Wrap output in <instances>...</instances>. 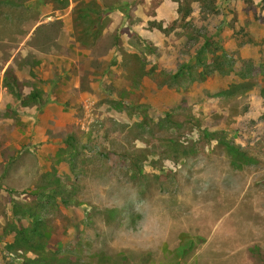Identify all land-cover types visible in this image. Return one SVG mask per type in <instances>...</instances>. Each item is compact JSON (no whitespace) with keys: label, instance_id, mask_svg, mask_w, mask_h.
I'll return each mask as SVG.
<instances>
[{"label":"rangeland","instance_id":"1","mask_svg":"<svg viewBox=\"0 0 264 264\" xmlns=\"http://www.w3.org/2000/svg\"><path fill=\"white\" fill-rule=\"evenodd\" d=\"M7 1L0 264H264V0H136L55 121L37 113L70 92L33 53L59 49V25L27 39L29 12L10 10L15 27ZM30 93L39 99L23 107ZM134 205L159 212L158 240L138 242ZM36 208L47 249L13 248L15 209Z\"/></svg>","mask_w":264,"mask_h":264},{"label":"crops","instance_id":"2","mask_svg":"<svg viewBox=\"0 0 264 264\" xmlns=\"http://www.w3.org/2000/svg\"><path fill=\"white\" fill-rule=\"evenodd\" d=\"M81 1H84L87 7H91L93 9L97 8L100 13L104 14L100 21V24H102L103 27L102 33L96 38L97 42L94 46H81V42L79 39L80 35L76 32V24L73 18V10L76 8L77 5L80 4ZM20 2V0H8V14L3 15V17H7V19L11 21L16 27V25H18V22L16 21L17 16L15 13L10 14V10L14 12L18 9H23L29 12L27 13V17H24L25 22L19 23V25L27 23L24 25L25 29L29 31L27 32V39H29L30 37H35V35L39 33V30L42 31L51 28L52 26L58 27L57 25H59V32L57 30V33L54 36V42L56 43V46L59 47V49L53 48L52 50H48L47 52L40 51L37 54L33 53L36 58H39V60L43 57V61H37L36 64H43L44 62V64L46 65V70H50L53 76L55 75V72L57 73V75L59 74V80L65 86V88H61L65 90L68 89V91L70 92H66V95L53 94V100L50 101L48 97L47 101L49 102L46 104V107L43 109L42 112L37 113V117L41 120L43 118H47L51 121H55L57 120V118H55L56 114H54V109L58 108L61 111L64 110V108H59L58 106L59 103L62 105L65 104V101H63L61 98H67L68 94H71V98H73L74 91L77 93L80 87V75L88 73L89 62L86 61H90V59L95 56L94 51L98 48V44L102 42V40L105 38V35L109 31H112L117 26L126 25V22H128V15L131 16L132 13H135L134 9L139 8V1L24 0L23 3ZM91 5L94 7H92ZM168 9L169 7H167L166 3H161L156 8L157 16L160 18V20H168V18L163 16V11ZM175 19V16L172 17V21ZM13 24L8 26L9 35L13 32ZM117 37L122 38L121 35H117ZM8 38H10V36H8ZM86 38L88 39L89 37L86 36ZM11 40L12 39H9V41ZM14 58L15 55L12 57V59ZM81 58L84 60L82 64ZM12 61L13 60H9L7 65L10 66ZM2 80L3 78L1 77V88Z\"/></svg>","mask_w":264,"mask_h":264},{"label":"trees","instance_id":"3","mask_svg":"<svg viewBox=\"0 0 264 264\" xmlns=\"http://www.w3.org/2000/svg\"><path fill=\"white\" fill-rule=\"evenodd\" d=\"M92 6V5H91ZM94 7V6H92ZM103 13H100L97 8L93 9L91 7H87L86 3L83 1L80 2L79 5L73 10V18L76 24V32L80 35V44L81 46L88 47L94 46L97 42L96 38L102 33V24L100 21L103 17ZM98 25V26H96ZM40 32V30H39ZM88 34V35H87ZM88 36V40L86 38ZM14 82H16L15 77H11ZM8 79L5 78V83ZM11 83V82H10ZM8 84V82L6 83ZM9 86H12L9 84ZM16 86V83H15ZM8 87V86H7ZM22 99V106L28 107L33 103L37 102L39 97L36 93H30L28 96L24 97L23 95L19 96ZM225 144L229 151L232 154H238V149L234 147L230 143L222 142ZM45 194L47 195L48 189H45ZM55 193V192H54ZM53 193V194H54ZM48 195L47 197H49ZM50 197H54L51 195ZM67 202V201H66ZM16 205V203H14ZM68 204V203H67ZM18 206V205H17ZM29 210V209H28ZM23 211V210H22ZM16 210L14 211V224L9 225L8 228L5 230V236H10L11 234H15L13 248L23 247L27 249V252H42L47 249V241L49 238L45 236L44 239V228H45V221L41 217L39 211L31 209L29 211ZM23 220L28 221L29 227H24L22 224ZM4 236V237H5ZM3 241V238H0V242ZM21 243L22 245H16ZM38 245V246H37ZM58 250V249H57Z\"/></svg>","mask_w":264,"mask_h":264},{"label":"clouds","instance_id":"4","mask_svg":"<svg viewBox=\"0 0 264 264\" xmlns=\"http://www.w3.org/2000/svg\"><path fill=\"white\" fill-rule=\"evenodd\" d=\"M134 211L141 216L137 223L138 242H152L158 240L165 230V223L157 211H150L140 205H134Z\"/></svg>","mask_w":264,"mask_h":264}]
</instances>
